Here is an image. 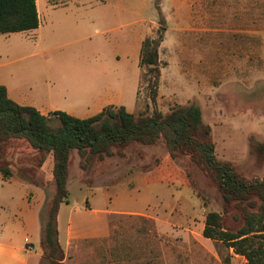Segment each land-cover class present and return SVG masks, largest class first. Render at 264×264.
I'll use <instances>...</instances> for the list:
<instances>
[{
	"label": "rangeland",
	"instance_id": "obj_1",
	"mask_svg": "<svg viewBox=\"0 0 264 264\" xmlns=\"http://www.w3.org/2000/svg\"><path fill=\"white\" fill-rule=\"evenodd\" d=\"M60 1L68 4L67 9L43 13L41 8L39 30L0 35V84L31 97L43 94L52 76L82 87L98 80L105 71L136 70L139 75L137 67H129L124 60L116 65L110 57H123L126 48L136 45V39L140 54L141 40L150 31L156 36L163 25V62L168 56L170 66L164 69L158 109L167 113L175 105L199 106L204 123L212 129L217 157L233 163L248 179L264 178V160L257 151V145L264 143V34L252 35L246 44L247 35L243 33L248 29L264 31V0ZM59 25L72 29L57 35L63 29ZM248 52L250 65L239 64L238 59L244 60ZM183 55L185 58L180 57ZM190 57L197 59L196 64L189 61ZM184 61L189 64L182 66ZM139 88L135 114L145 112L149 102L143 81ZM124 151L125 158L115 155L102 162L94 160L85 173L86 184L98 183L114 173L110 180L121 182L119 186L124 188L137 173L145 172L162 179L159 194L135 185L128 187L135 194L134 203L124 201L111 207L141 209L162 199L171 201L170 208L163 212L157 204L153 206L154 214L165 222L114 218L110 238L91 242L93 250L85 258L89 263L246 264L243 257L232 256L222 244L216 247L212 241L218 259L207 257L203 249L195 247L203 218L211 211L224 210L221 194L209 177L188 159L168 157L163 140L152 147L132 144ZM72 158L69 198L73 205H82L89 187L75 185L80 174L76 152ZM39 159L40 154L23 139L11 140L0 151V164L7 165L18 177H37ZM174 169L181 178L172 176ZM176 201L179 205H174ZM78 209L76 225L81 230L90 229L91 218H85ZM185 218L188 224L182 220ZM224 219L227 227L238 226L231 210ZM42 264H48L45 258Z\"/></svg>",
	"mask_w": 264,
	"mask_h": 264
},
{
	"label": "trees",
	"instance_id": "obj_2",
	"mask_svg": "<svg viewBox=\"0 0 264 264\" xmlns=\"http://www.w3.org/2000/svg\"><path fill=\"white\" fill-rule=\"evenodd\" d=\"M39 23L37 0H0V35L36 30ZM151 33L142 42L140 57V84L145 83L149 101L145 112L129 113L124 106L110 105L87 119L61 111L46 117L34 107L13 101L7 88L0 85V151L11 140L23 139L40 154L39 170L47 156L53 159L54 192L41 215L43 256L48 264H64L66 258L58 238V213L61 204L69 202L68 180L75 152L80 169L87 171L94 160L102 162L115 155L125 158L124 150L132 144L152 147L163 140L171 159H188L221 194L223 213H207L203 236L216 247L222 244L243 257L246 264H264V178L248 179L233 163L217 157L212 129L204 123L199 106L175 105L167 113L158 109L163 25L156 36ZM257 151L264 160V143L257 145ZM0 174L6 179L16 175L3 164ZM230 210L238 224L235 229L225 225L224 215Z\"/></svg>",
	"mask_w": 264,
	"mask_h": 264
},
{
	"label": "crops",
	"instance_id": "obj_3",
	"mask_svg": "<svg viewBox=\"0 0 264 264\" xmlns=\"http://www.w3.org/2000/svg\"><path fill=\"white\" fill-rule=\"evenodd\" d=\"M60 2V0H44L42 2H38L37 0L40 23L36 30L41 28V8L43 13L67 9L65 7L68 4H61ZM59 27L63 29L60 30L58 28L59 32L57 31V35H64L69 29H72L69 25H59ZM243 33L247 35V40L245 39L247 44L252 35L264 34V31L251 32L248 29L246 31L243 30ZM145 38L141 40V47ZM163 42L159 49L160 61L163 66L161 80L164 69L170 66L168 56L166 61L163 62V53L165 50L163 48ZM138 44L139 41L137 43L136 39V45L126 48L123 57L115 54L110 59L116 62V65H121L122 60H124L129 67H137L139 75L136 70L134 72L126 71L125 73L122 70H118L115 73L105 71L103 76L98 80H92L88 84H83L82 87H74L66 80L52 76L47 82V89L43 94L31 97L17 93L13 87H10L6 83L0 85L7 88L8 95L13 101L22 106L34 107L46 117H49L53 112L61 111L78 119H87L99 114L105 107L110 105L118 107L124 106L129 113H135L141 79V48L139 54ZM242 44L245 45V41ZM262 44L264 48V41ZM242 49L244 51L245 47L243 46ZM249 52L245 55L244 60L238 59L239 64L250 65ZM180 57L185 58V55ZM190 60H193L196 64L197 59L190 57ZM198 61H200V58H198ZM187 64L189 63L184 61L182 66H187ZM52 171L53 159L49 156L37 173V177L26 178L15 175L13 178L6 179L0 174V264H42L44 256L40 246L43 229L41 215L46 207L48 198L54 192ZM87 171L80 169V174H78L79 179L75 184L76 186L86 185L89 187L88 191H86V202L82 205H73L69 198L68 203L61 204L58 213V238L66 254L64 264H92L85 259L90 251L93 250L90 247L92 246L91 242H103L110 238L114 226V218L135 217V219L140 221L151 223H154L156 219L165 222L158 214H154L153 206L157 204L159 211L163 210V212H166L170 208L171 201L166 202L162 199H159L151 205L146 204L141 209H114L111 207L113 204L119 205L124 201L128 204L134 203L136 200L135 194L129 192L128 187L133 188L135 185L146 192L151 191L158 195L162 189L161 185H164L161 178H155L151 174L148 175L145 172H141L137 173L138 175L134 177L135 179H131L128 182V187L120 188L121 186L119 185H121V182L115 179L110 180L115 174L107 175L105 173L107 175L106 179H101L98 183L94 181L91 185H87L85 181V173ZM177 172V169L172 170V176L174 178L177 176ZM72 186L73 184L69 176V192ZM98 186H101V191L95 190V187ZM178 202H174V205H179ZM78 208L82 209L81 213H85V218H91V223L89 222L90 229L81 230L76 225L74 215L76 210H79ZM186 218L182 220L185 224H188ZM204 224L205 217L198 227L201 235L198 234L195 238L198 243H196L195 247L203 249L207 257H216L218 259V253L214 250L213 242L203 236ZM191 227H187V230L190 231ZM26 239L29 240L30 245L26 243ZM28 246L33 247L32 252L27 250ZM185 254L188 257L187 251ZM230 254L232 256H238L232 251H230Z\"/></svg>",
	"mask_w": 264,
	"mask_h": 264
},
{
	"label": "built area",
	"instance_id": "obj_4",
	"mask_svg": "<svg viewBox=\"0 0 264 264\" xmlns=\"http://www.w3.org/2000/svg\"><path fill=\"white\" fill-rule=\"evenodd\" d=\"M25 241H26V243H27L28 245H30V242H29L28 239H26ZM27 250L30 251V252H32V251H33V247L28 246V247H27Z\"/></svg>",
	"mask_w": 264,
	"mask_h": 264
}]
</instances>
